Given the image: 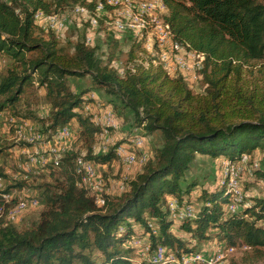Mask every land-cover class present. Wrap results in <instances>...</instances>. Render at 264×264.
I'll return each mask as SVG.
<instances>
[{"label": "trees", "instance_id": "trees-1", "mask_svg": "<svg viewBox=\"0 0 264 264\" xmlns=\"http://www.w3.org/2000/svg\"><path fill=\"white\" fill-rule=\"evenodd\" d=\"M162 2L168 8L165 19L171 31L163 23L171 40L203 56L200 92L192 90L184 74L170 73L157 63L156 45L158 54L148 51L151 46L143 49L147 60L131 46L130 64L120 73L99 55V43L91 45L81 36L67 49L54 31L35 23V12L59 14L73 3L86 5L94 16L95 0H0V54L10 58L0 75V110L14 107L36 82L45 89V112L23 115L34 118L38 131L49 139L74 119L85 146L83 154L70 146L57 163L49 159L43 164L46 172L39 175L45 179L35 187L44 205L26 227L6 218L16 198L4 194L23 188L29 174L0 187V264H142L133 258L138 249L129 242L133 237L143 239L150 249L165 246L177 255L196 252L205 240L216 237L222 245L248 246L252 253L245 254V261L264 258V195H243L242 206L227 211L226 186L202 188L196 214L176 222L187 238L172 229L175 220L168 206V197L179 204L189 200L197 180H188L185 172L196 153L222 154L233 161L243 153L251 157L256 148L264 150V0ZM95 16L98 20L106 15ZM109 33L115 44L123 35L112 29ZM259 61L258 74L246 68ZM86 75L92 89L129 108L143 136L159 131L161 137L121 191L103 193L102 204L78 185L75 159L81 155L105 164L116 157L118 142L105 151L93 149L101 126L83 108L91 99L89 92L73 89L69 82L70 76ZM6 148L0 145V153ZM252 173L264 178L261 166L255 165ZM0 176H6L1 166ZM171 262L177 264L173 253L164 252L162 259L146 264Z\"/></svg>", "mask_w": 264, "mask_h": 264}, {"label": "rangeland", "instance_id": "rangeland-1", "mask_svg": "<svg viewBox=\"0 0 264 264\" xmlns=\"http://www.w3.org/2000/svg\"><path fill=\"white\" fill-rule=\"evenodd\" d=\"M100 1L101 0H95V5ZM80 5L82 4L73 3V5L70 4L66 8V11H63L59 14L50 13V15H48L50 16L49 19L36 17L37 13L35 12V23L41 25L45 30L49 29L54 31L59 40V44L63 45L67 49H71L73 42H75V40L81 36H84L87 43L91 45L99 43V55L105 61H109L111 65L116 66L120 73H122V67L130 64L128 59V51L131 46L135 48V51L140 56H144L146 60L149 58V54L143 50H148L145 48L146 45L150 44L151 46V50H148L149 52L152 53L153 51L158 54V49L155 47V41H153V38L156 37L153 32L154 28L152 27L153 21L149 20V18L152 16L146 18L149 20L145 24V26L148 28L143 26V22L140 20H134V30L130 29L127 32H123L117 28L119 17L116 11L121 9V6H117L118 8L114 9L113 7H105V9L100 13L94 11L95 15H106L107 17L104 16L103 18H100L101 20L98 19L99 21L97 20V24L93 26V22L90 20L96 16H93L89 13L86 5H82L85 7ZM157 6L158 7L154 11L152 10L153 15H158L159 17H156V19H161L162 22H166L171 31L170 25L165 19V15L168 12L167 6L164 7L165 9L162 8L159 0ZM110 29H112L116 35L123 34L119 36L120 38L116 44L113 42L116 40V38L113 37L112 33L111 36L109 35ZM168 40L170 39L168 38ZM165 44H167V46L165 45L166 48H170V41H166ZM9 60L10 58L4 53L0 54V75L6 71V66L10 62ZM156 61L157 63L162 64L163 67L165 66V64L159 59ZM261 63L262 62L260 61L254 62L246 65V68L253 69L257 73V68ZM184 75L189 86L194 92L202 91L204 83L201 80V75L198 70H196L194 74L189 75V73H187ZM69 80L73 89L78 90L87 88L89 92L87 93V96L88 98H91L89 99L90 102H85L86 104L84 103L83 108L87 113L91 114L93 117L92 119L101 126V129L99 130L98 134H96L92 145L95 151H105L117 142H121V145L123 146H130V138H133L134 133L136 137L139 135V137H142L140 140V162L133 163L129 168H126V165L124 164V151L117 143V145H115L116 157L105 164H99V168L101 167L102 169L104 179H98V186H105L104 194L119 192L125 187L127 179H129L136 171L141 169L143 163L147 160L149 153L153 150V148L160 144V132L154 131L150 135L143 136L139 132L140 128L133 124V115L129 108L121 107L119 102L115 104L113 101H110L108 99L109 97L105 95L102 90L92 89L93 83L89 75L83 77L70 76ZM44 90V87L38 86L37 83L34 82L33 86H30L24 91L22 98L15 104L14 107L9 106L0 110V145L6 144L7 146V148L2 153H0V166L2 167V171L6 174V176H0V187L4 188L8 184H12L14 182V178H25L26 175L29 174L26 185L21 189L13 188L10 192L11 194H9V197L15 196V202H17L10 206L8 211V215H10H6V218L10 219L19 228L30 225V223L39 216V212L43 208L44 204L38 197V189L35 187L41 180L45 179L39 175L40 173L45 174L46 172L45 169H42L43 164L45 162H49V159L54 160V163H57L58 158L65 151L66 146L68 148L73 146L82 154L85 151V146L83 145L81 138L78 136L77 122L73 121V123L63 125V127H68L71 129V133L65 137H60V140H58V151H50V153H47L52 144H56L54 137L51 136L50 139L49 137L46 138L47 136L45 134H41L37 129L39 123L34 118L23 115V113L26 111H34L36 114L43 113L45 108ZM16 112H18V114H14ZM104 127L109 130L107 131ZM19 131L23 132L22 135H19ZM37 132H39L40 135L36 137ZM23 135L26 136V138H21ZM48 140H50V142H48ZM21 141L32 142V147H29V145L27 148L22 150L19 143ZM132 145H139V139H132ZM242 157L244 160L241 159ZM241 158H236L231 161L229 158L221 154L215 157L203 155L197 157V159H194L192 164L185 172L186 178L188 180H197V183L192 188L189 196H186L189 199V202L186 201L183 204H179L176 200L170 199L171 197H168L169 208L171 203L173 204V207L170 208V214L173 209L174 211L177 210V208L182 209L186 204L193 206L196 214L202 204V197H200L199 194L201 193V189L204 187L207 189H216L222 187L223 185L226 186L229 192V203L231 202V205L228 202L225 205L227 211L230 210L232 205H234L235 208L242 206L240 203L243 195L247 196L249 199L253 196L264 195V178H257L258 176L252 173L255 165L264 168V150L256 148L253 150L251 157L247 153H243ZM250 160L251 162H249ZM229 161L234 162L236 168L235 179L233 182L232 174L229 171L232 168V163ZM75 166L77 170H81L79 172L82 176V181H80V184L78 185L87 191L93 189L90 190V192L93 193L97 199V188L91 187V183H95V176H88V171L94 170V163L83 156L78 155L75 159ZM226 173L227 175H225ZM226 176H228V178ZM101 181L102 183H100ZM23 198L27 201H33L34 199L38 202L37 204H22ZM249 199L246 201L251 202ZM237 201H240V203L236 204ZM100 203L102 204L103 201ZM14 213H16V217L12 219V215ZM170 216L172 217V215ZM174 222L175 223L173 224L172 229L176 232H179L183 238H187L188 235L185 232L181 230L178 231V223H176L177 220ZM262 224L264 225V220H262ZM129 242L132 245L138 247L136 254L133 256L137 262L146 264L149 262V260H153L148 252L139 254L141 246L149 245L148 243L144 242L143 239L139 237H133ZM193 242L194 241H192V243ZM220 245L222 244L218 242L216 237H212L203 242L202 248L200 249L201 251L207 250L208 252L205 251V253L211 254L214 257L219 255V258H215L214 262L210 264H264L263 257L258 258L255 261L247 259L245 261L243 259L245 254L249 252L251 254L252 251L244 244H239L232 247L222 245L221 252ZM200 250L196 252H200ZM196 252L185 254H194ZM186 260L188 261L187 264H209V258H198V261H196L194 258H188ZM189 261H193V263ZM170 264H172V262ZM180 264H183V262Z\"/></svg>", "mask_w": 264, "mask_h": 264}, {"label": "bare ground", "instance_id": "bare-ground-1", "mask_svg": "<svg viewBox=\"0 0 264 264\" xmlns=\"http://www.w3.org/2000/svg\"><path fill=\"white\" fill-rule=\"evenodd\" d=\"M148 1V2H146ZM143 2V3H142ZM159 3L162 5V8H164V4L162 2V0H159ZM158 0H124V1H121V0H104V2L100 1L98 4H96L95 6V11L97 13H100L102 10L105 9V7H113L114 8H118L117 6H121V9L117 10V15L119 17V20H118V23H117V28L120 30V31H123V32H127L129 31L130 29H133V24L134 23V20H140L141 22H143V26H145V24L151 20L153 21V32L154 34L156 35V37L153 38V41H155V45L157 46V48L159 49V55H158V59L163 62L165 64L164 66V69H166L168 72L170 73H181V74H187L189 73V75L191 74H194L196 70H198L201 65H202V60H203V56L194 51V50H191V48H188L186 44H181V43H175L171 40L170 36H169V33L167 31V27L166 25L160 20L156 19V17H159L158 15L155 16L153 15V12L150 7H155L154 9H156L158 6ZM165 9V8H164ZM154 11V10H153ZM36 17H43V18H48L50 16L42 13L41 11H37L36 12ZM149 16H152L149 18ZM162 16V15H161ZM146 18H149V20H147ZM38 21H41V20H38ZM44 21V20H43ZM90 21L93 22V26H95L97 24V18H93L91 19ZM159 21V22H158ZM162 23H161V22ZM47 22V21H46ZM140 22V23H141ZM158 22V23H157ZM44 24V23H43ZM45 25V24H44ZM150 26V24H149ZM158 26L160 29H162L163 31H158ZM146 27V26H145ZM137 28V27H136ZM139 28V27H138ZM148 28V27H146ZM134 30V29H133ZM136 30V29H135ZM141 30V29H140ZM62 31V29H61ZM137 31V30H136ZM149 32V31H148ZM153 35V34H151ZM168 38L170 40H168ZM147 39V38H146ZM166 41H170L171 44H170V48H166L165 45L167 46V44H165ZM149 42V41H148ZM147 43V42H146ZM174 45L175 46V51L174 50ZM145 46V45H144ZM150 47V44L146 45L145 48L149 49ZM166 51L168 52H171V57H167L166 58ZM173 67H178L177 69L173 70V69H170V68H173ZM167 72V73H168ZM191 73V74H190ZM94 95V94H92ZM90 102V101H89ZM87 103V102H86ZM85 103V104H86ZM90 104V103H89ZM96 107V106H95ZM87 108V107H86ZM89 108V107H88ZM97 109V108H96ZM103 109V108H102ZM88 111V110H87ZM101 115V114H100ZM93 118V117H92ZM101 119V118H100ZM96 122V121H95ZM104 123V122H103ZM65 128H68V127H65ZM106 128V127H104ZM69 129V128H68ZM103 129V127H102ZM107 130V128H106ZM109 130V129H108ZM107 130V131H108ZM102 132V131H101ZM19 135H22L23 132H18ZM107 133V132H106ZM137 134V133H136ZM140 136V135H139ZM138 136V137H139ZM60 137H65V136H59V139L60 140ZM133 137H134V134H133ZM21 138H26V136L23 135V137ZM132 139H139V138H132ZM119 144V143H118ZM128 144V143H127ZM117 145V144H116ZM119 147L122 148L119 144ZM67 148V146H66ZM116 149V148H115ZM123 149V148H122ZM68 150V149H67ZM50 151H58V143H57V150H50ZM143 152V151H142ZM49 153V152H47ZM61 153V152H60ZM59 153V154H60ZM122 153V152H121ZM144 153V152H143ZM53 154V153H52ZM55 155V154H54ZM56 158V157H55ZM141 158V157H140ZM49 159V158H48ZM120 159V158H119ZM242 160H244V158L242 157L241 158ZM122 160V159H121ZM85 161V160H84ZM231 162V161H229ZM87 163V162H86ZM91 163V162H89ZM232 163V162H231ZM230 163V164H231ZM126 165V164H125ZM124 165V166H125ZM131 166V165H130ZM89 167V166H88ZM230 167V166H229ZM225 168V167H224ZM84 169V168H83ZM91 169V168H90ZM229 169V168H228ZM77 170V168H76ZM226 170V169H225ZM81 170H77V172L79 173V179L77 181L78 184H80L79 182L82 181V176H81V173L79 172ZM231 173V172H230ZM232 174V173H231ZM227 175V173L225 174ZM88 176H95V175H88ZM230 176V175H229ZM84 177V176H83ZM228 178V176H226ZM231 177V176H230ZM100 180L104 179V178H98ZM226 179V178H225ZM235 179V178H234ZM233 179V180H234ZM85 181V180H84ZM87 181V179H86ZM105 181V180H104ZM91 182V181H90ZM228 182V181H226ZM86 183V182H85ZM102 183V181L100 182ZM235 183V182H234ZM231 187V186H230ZM97 188V187H95ZM235 189V188H234ZM239 189V188H237ZM90 190H93V189H90ZM89 190V192H90ZM232 191V189H231ZM93 194V193H92ZM242 195V194H241ZM233 196V195H232ZM104 198V196H103ZM242 198V197H241ZM8 199V198H7ZM20 199V198H19ZM18 199V200H19ZM24 199V198H23ZM237 200V199H236ZM103 201L100 200V199H97V203L98 204H101L100 202ZM17 202V201H16ZM23 202V201H22ZM19 203V202H18ZM23 203H32V202H23ZM22 203V204H23ZM229 203V202H228ZM237 203H240V201H237ZM32 204H37V203H32ZM172 204V203H171ZM231 205V202L229 203ZM234 204V203H232ZM241 204V203H240ZM25 205V204H24ZM173 206V204H172ZM234 207V205H232ZM229 207V206H228ZM13 208V207H12ZM21 208V207H20ZM172 208V207H170ZM235 209H238L237 207L233 208L231 210V207H230V210L228 211H234ZM176 212V213H174ZM13 213V212H12ZM10 215V214H9ZM8 215V216H9ZM172 215V218L177 220V221H180V220H183V219H187V218H190V217H193L195 215V210L193 208V206L191 205H185L184 208H177V210L174 211V209L172 210L171 214ZM201 251V250H200ZM164 252H171L173 253L172 251H160L159 252V258H153V260H160L164 257ZM221 252V251H220ZM221 255V254H220ZM188 258H185L183 261H181L180 263L183 262V264H187L188 261L186 260ZM203 259H206V258H203ZM175 260V259H173ZM198 261V260H196ZM191 263H193V261H189ZM207 262V261H206ZM197 264V263H196Z\"/></svg>", "mask_w": 264, "mask_h": 264}, {"label": "built area", "instance_id": "built-area-1", "mask_svg": "<svg viewBox=\"0 0 264 264\" xmlns=\"http://www.w3.org/2000/svg\"><path fill=\"white\" fill-rule=\"evenodd\" d=\"M151 9L155 10L153 7H150ZM158 31H163L162 29L159 28L158 26ZM166 43V42H165ZM175 46L174 45V50L175 51ZM167 57H171V52H166V58ZM178 67H173L170 69H177ZM124 72V70H123ZM135 132V131H134ZM71 133V129L65 128L63 126L59 127L53 137H54V141L56 142V144H52L51 148L49 149V153L50 150H57V143H58V139L59 136H67ZM40 135L39 132L36 133V137ZM133 138H139V145H132V138H130V146H123L121 145V142H119L120 146L123 148L124 151V164H126V168H129L131 164L133 163H137L140 162V140L142 137H136L135 133H134V137ZM232 173V182L233 179L235 178V174H236V168H235V163L232 162V168L229 170ZM88 175H95V183H91V187H97V199L102 200L103 199V193L105 191V186H98V178H104L102 176V173L99 170V164H95L94 163V170L93 171H88ZM4 197L7 199L9 197V194H4ZM23 202H32V203H37L38 201H35L33 199L30 201H27L25 199H23ZM22 202V203H23ZM170 207H173L172 204L170 205ZM234 207L231 206V210ZM17 213V212H16ZM16 213H14L12 215V219H14L16 217ZM176 213V212H174ZM222 250V245H220V251ZM160 251H172L169 248L165 247V246H156L153 249H150V246H141V250L139 254H143L145 252H148V254L151 255V257L153 258H159V252ZM205 251L207 250H203L200 252H196L194 254H185V253H181L179 255H177L175 252H173V259H175V261L177 262V264H179L181 261H183L185 258H194V259H198V258H209V264L214 262L215 258H219V255H216L215 257L211 254L205 253ZM208 252V251H207Z\"/></svg>", "mask_w": 264, "mask_h": 264}, {"label": "crops", "instance_id": "crops-1", "mask_svg": "<svg viewBox=\"0 0 264 264\" xmlns=\"http://www.w3.org/2000/svg\"><path fill=\"white\" fill-rule=\"evenodd\" d=\"M73 121H75L74 119H72L71 120V123H73ZM48 142H50V140H48ZM28 146H21V149L23 150L24 148H27ZM29 147H32L31 145L29 146ZM203 155H207V154H202V153H196V158L195 159H197V157H200V156H203ZM209 156V155H208ZM42 157H44V156H42Z\"/></svg>", "mask_w": 264, "mask_h": 264}]
</instances>
